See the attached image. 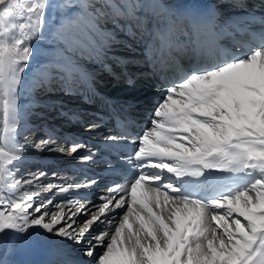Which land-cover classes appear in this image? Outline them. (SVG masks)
Returning a JSON list of instances; mask_svg holds the SVG:
<instances>
[{"label":"snow or ice","instance_id":"6c2138e0","mask_svg":"<svg viewBox=\"0 0 264 264\" xmlns=\"http://www.w3.org/2000/svg\"><path fill=\"white\" fill-rule=\"evenodd\" d=\"M52 7L62 17L49 34L63 53L79 46L84 32L103 36L110 46L120 31L135 37L145 30L154 43L183 32L198 53L166 88L149 126L124 132L121 140L108 136L109 143L130 146L119 162L132 174L117 175L94 214L81 204L71 215L61 210L49 218L51 201L35 202L40 192L15 195L45 175L15 178L23 159L19 137L39 131L23 120L21 89L32 41L44 35ZM219 8L210 0L177 15L159 0H0V245L11 236L13 249L45 250L60 257L55 264H264V37L247 48L234 45L228 54L217 39L230 27ZM152 65L153 76L168 79L155 57ZM48 80L42 71L34 86ZM81 159L88 163L92 156ZM97 183L88 178L59 191ZM81 214L86 218L77 230ZM105 224L110 230L88 239ZM68 243L83 246L85 259Z\"/></svg>","mask_w":264,"mask_h":264},{"label":"bare ground","instance_id":"6f19581e","mask_svg":"<svg viewBox=\"0 0 264 264\" xmlns=\"http://www.w3.org/2000/svg\"><path fill=\"white\" fill-rule=\"evenodd\" d=\"M183 0H175V2H182ZM163 2H169V0H163ZM214 4L215 6L216 5H219L220 8H219V13L222 15L226 12V10H228L229 8H231L229 5H233L231 2H228V0H214ZM59 25V23H54L52 24V29H55L57 26ZM109 28H112L111 25L108 26L107 29ZM51 29V28H50ZM105 30L106 32H108L109 30ZM123 34L118 32L116 33V37H122ZM97 37L100 39V40H103V36H100V35H97ZM105 40V38H104ZM103 40V41H104ZM51 42V48H53L54 50H56V53L60 56V57H63L62 54H67V53H63L61 52V49L60 47L58 46L57 43H55L50 34H49V31L46 32V34L44 35V37H42L40 39V43L42 42ZM105 45H107L106 42H104ZM131 43V42H129ZM72 54H75L78 50V46L76 47H73L71 49ZM42 51H37V48H33V54H32V59L36 58L38 61L42 60L43 57L47 56L48 54H51L48 50L46 52H43L41 54ZM43 55V57H42ZM68 55V54H67ZM177 61H180L179 58L177 57L176 58ZM86 62V61H85ZM169 62L166 61L165 64H168ZM29 64H33L32 61L29 62ZM86 64V63H85ZM50 64L48 63L47 66H49ZM43 67V65H42ZM58 67V66H57ZM40 68V67H39ZM84 68L88 69V66L87 65H84ZM124 68H125V65H124ZM66 71V68L64 69ZM83 69H81L79 67V71H82ZM120 70V69H119ZM172 70H175V75L178 74V70H181V72H184V69L182 68H179V67H172ZM51 73L52 75H57V70L56 68H52L51 70ZM123 74H126V70L122 71ZM48 75H49V72H48ZM66 76V75H65ZM124 76V75H123ZM101 75H98V78H100ZM137 77V76H136ZM30 77H28L26 74L24 75V83L26 82V84L30 87V83L31 81L29 80ZM61 78H63L61 76ZM125 78H123L124 80ZM50 82V80L48 81V83ZM73 84V81H70V83H65V80H63V83L61 82L60 84H58V87L60 85H68L70 86V84ZM117 83H120V82H117ZM75 85H77L76 83H74ZM115 85V84H113ZM50 86H52L53 88H57L56 84L53 82L50 83ZM96 86V84H95ZM35 87V86H34ZM43 87V86H41ZM153 87L155 86H151L150 88L148 89H152ZM27 88L28 87H23L21 89L22 91V96H21V106L23 107L24 110L28 111L29 110V106H28V103L31 101V99H37L39 101H43V99L47 98L50 100L51 97H53L54 99H52V103H54V100H58V99H55L56 96H59V91H56L52 94H50L49 92H44V90H40L39 87H31V94L29 92V90L27 91ZM31 95H32V98H31ZM68 96V95H67ZM63 97L60 98V100L62 99ZM163 96H161L158 101L162 100ZM59 104H57L58 106ZM76 105H78V103H76ZM73 106L72 108L74 110H76L77 112H79L80 115H85V113L87 114V112H85L83 110V108L81 109H77L78 106ZM155 106V105H154ZM153 107H151V110H149V108L146 110V111H143L141 113V116L138 118V121L139 120H142L141 118L145 115H147L149 112H151L153 110ZM88 125H91V122H87ZM148 126H149V123H148ZM147 127V126H145ZM143 127L142 130L145 128ZM141 130V131H142ZM140 131V132H141ZM94 139H96V137H93ZM37 140H40V139H37ZM35 141L32 140V139H28V140H22L19 144V146L21 147L22 149V153H23V159L20 161V162H27L28 159H29V156L26 154L29 150H30V147L32 145H34ZM73 146L75 145H72V146H65V147H62L61 151H60V154L61 156H66V157H69V151L70 149L73 148ZM51 147V145L48 144L47 147H43L41 148L42 151H47L49 148ZM56 154H53V156H55ZM88 154L85 153V154H81L80 157L82 158L83 156H87ZM61 156H58L56 157V159H60ZM48 157H51L50 155ZM63 163H61V167H59L58 169L54 170V171H49V172H44L43 169L45 168H39L38 170H35L34 169H30L28 170V168H26V170H23L22 172L19 173V175L16 176V179H20V180H24V179H32L34 177H39L40 176V173H44L45 175L43 177H40L39 180H37L35 182L34 185H31V186H26L25 188L21 189V192L20 193H16L15 195H20L22 194L24 191H28V192H40L41 195L38 196L36 198V203H45L46 205H48V202L51 201V204L48 205L46 208H45V211L48 213L49 215V218L52 216V215H55L56 213L60 212L61 210H63L64 214L67 216V215H71L72 213H75L77 211V209L80 207V205L83 203V205H85V208L88 212L90 213H95L98 208H99V201L100 200V196L103 194L104 195V192H103V189H95L91 192L90 196L88 198H83L82 196H78L76 197L75 196V191H68V192H64V193H61L59 191L60 188H75V185L76 184H80V183H84L86 180L82 178V176H79V173H81L82 171H85L86 168H82L81 167V164L83 163L82 160L80 161H77V162H73L72 161V158H66V159H63L62 161ZM67 163H72L73 165L75 166H78L79 169H76L74 171H69L68 169H65V165ZM84 164H94L93 162H88V163H84ZM59 165V164H58ZM49 187L51 188L50 191H46V189H49ZM85 190L87 189H82L80 190L79 192H84ZM59 206V207H58ZM119 214H122V213H119ZM113 215H116V214H113ZM86 218V217H85ZM84 215L81 214L80 216L76 217L78 223H77V230L79 228V226L83 223L84 221ZM108 219H113V216H109ZM80 224V225H78ZM99 230H98V229ZM96 228V230L93 231V233L88 237V239H94L95 235H96V232L97 231H102V230H110L108 228V225L105 224L103 225L102 227L98 226ZM4 240V244L3 245H0V247H4L5 249V255H9L10 257L12 255H14V253L16 254L17 253V248H18V245L15 247V249H13V243H12V237L11 236H5L3 238ZM68 248L71 250V247H73V245L71 243H68ZM83 248V246H80ZM82 248H77V250L82 253ZM81 249V251H80ZM96 251L99 253L102 251L101 248L97 247L96 248ZM31 252L35 253L36 255L39 254V251H32Z\"/></svg>","mask_w":264,"mask_h":264},{"label":"rangeland","instance_id":"374dc122","mask_svg":"<svg viewBox=\"0 0 264 264\" xmlns=\"http://www.w3.org/2000/svg\"><path fill=\"white\" fill-rule=\"evenodd\" d=\"M173 1H175V0H169V3H172ZM222 1V0H221ZM64 2V0H53V4H59V3H63ZM61 17H62V13H61V10H59V9H57V8H55V7H52V8H50L49 10H48V20H47V25H46V27H45V32H44V35L46 34V32H48L49 30H50V28L52 29V24H53V22L54 23H60V21H61ZM44 35L43 36H41L40 38H38V39H34L33 41H32V44L31 45H33V48H37V51H42V49H41V46H40V39L42 38V37H44ZM47 50H44L43 52H46ZM32 54H33V52H32ZM34 64V63H33ZM33 64H29L28 65V68H27V71H26V75L28 76V77H32L33 75L35 76V74H34V72H32V73H28V70H31L32 71V69L31 68H35L34 66L35 65H33ZM30 67V68H29ZM24 74V75H25ZM83 204V203H82ZM99 205L101 204V202H99L98 203ZM100 207V206H99ZM84 218H85V216H84ZM78 225H80V224H78ZM98 229V228H97ZM99 230V229H98Z\"/></svg>","mask_w":264,"mask_h":264}]
</instances>
